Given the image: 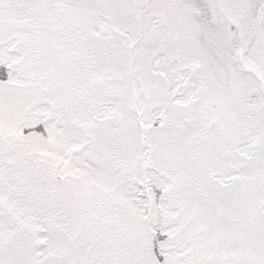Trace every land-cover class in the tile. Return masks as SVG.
I'll return each mask as SVG.
<instances>
[{"label": "snow or ice", "instance_id": "obj_1", "mask_svg": "<svg viewBox=\"0 0 264 264\" xmlns=\"http://www.w3.org/2000/svg\"><path fill=\"white\" fill-rule=\"evenodd\" d=\"M0 264H264V0H0Z\"/></svg>", "mask_w": 264, "mask_h": 264}]
</instances>
